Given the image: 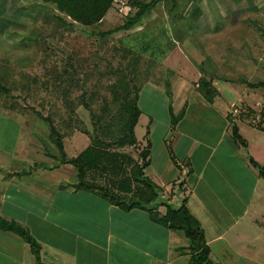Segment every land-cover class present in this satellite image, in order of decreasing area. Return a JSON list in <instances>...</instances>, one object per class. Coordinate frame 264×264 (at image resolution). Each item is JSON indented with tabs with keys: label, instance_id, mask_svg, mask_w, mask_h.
Here are the masks:
<instances>
[{
	"label": "crops",
	"instance_id": "crops-1",
	"mask_svg": "<svg viewBox=\"0 0 264 264\" xmlns=\"http://www.w3.org/2000/svg\"><path fill=\"white\" fill-rule=\"evenodd\" d=\"M191 1L196 4L188 5ZM212 2L222 19L223 12L242 8V0ZM197 70L194 87L169 66L175 76L169 89L149 80L140 91L139 122L147 118L140 140L151 143L144 172L160 189L157 211L167 212L163 203L178 208L184 202L213 264H264V176L250 161L253 157L264 167V123L255 126L244 115H232L236 92L228 85L214 81L217 94L207 99ZM144 98L148 111L142 108ZM181 112L174 123L172 116ZM234 124L246 146L234 139ZM22 148L0 146V216L30 232L41 245L43 263H192L200 241L184 228L160 224L150 211L126 209L98 192L76 190L72 164L49 163L48 152L37 146ZM0 264H37V258L23 237L0 228Z\"/></svg>",
	"mask_w": 264,
	"mask_h": 264
},
{
	"label": "rangeland",
	"instance_id": "rangeland-1",
	"mask_svg": "<svg viewBox=\"0 0 264 264\" xmlns=\"http://www.w3.org/2000/svg\"><path fill=\"white\" fill-rule=\"evenodd\" d=\"M189 1L161 0L140 24L109 34L130 11H137L129 0H116L103 22L94 26L72 22L53 3L0 0V72L18 80L10 84L11 93H0V146L12 151L37 146L48 152L49 163L56 162L61 154L50 138L49 117L64 134L66 154L77 156L90 145L95 123L102 126L116 112L125 75L133 76L139 88L150 80L169 89L174 75L167 72L169 66L193 87L200 69L219 86L236 92L233 104L243 103L260 113L264 87L249 85L264 80V0H242V8L223 12V19L212 0H195L196 12V4L188 5ZM156 43L167 55L159 52L152 62ZM170 53L174 56L167 59ZM136 58L137 65L130 66ZM142 108L148 111L145 98ZM145 119L135 129L139 139L146 133ZM107 151L121 158L107 161V170L93 169L89 178L115 187L114 179L131 176L130 160L140 159L139 150L111 145ZM133 185L141 186L137 181Z\"/></svg>",
	"mask_w": 264,
	"mask_h": 264
},
{
	"label": "trees",
	"instance_id": "trees-1",
	"mask_svg": "<svg viewBox=\"0 0 264 264\" xmlns=\"http://www.w3.org/2000/svg\"><path fill=\"white\" fill-rule=\"evenodd\" d=\"M45 3H53L58 10L66 17L70 18L72 22H78L85 26H94L103 22L108 12L113 7L116 0H42ZM161 0H151L145 2L142 0H129L131 7L137 9L135 13L130 11L124 20V23L115 27L108 33L118 32L120 30H129L136 25L140 24L144 18L152 11V9ZM198 11V10H197ZM161 47L159 43L152 48L150 53V60L156 62L157 53L161 52L162 57L167 55V51H160ZM155 56V57H154ZM155 60V61H154ZM138 58L134 62H130V66H136ZM135 70L138 71L137 67ZM131 71V70H130ZM136 71V72H137ZM126 78L120 83L121 91L117 93L116 97V112H113L109 118H107L102 126L99 127V123H95V131L92 136L91 133L85 129L87 134L91 135L90 145L84 149L79 155L69 157L64 148L63 133L61 128L55 123L54 118L49 119L47 117L50 129V138L56 145L60 152V158L57 159L58 164H72L77 170V182L74 184L76 190H91L100 193L101 195L109 198L111 202L117 203L116 198L120 200H127V202L120 203L121 206L126 209L140 208L148 210L152 213V217L160 224L170 227H182L186 230L187 234L197 241H200V250L192 258L191 264H213L210 258V248L205 245L203 232L199 226L194 222V218L191 215L188 207L184 202L175 208L171 204L163 203L167 205V212L161 214L158 212L160 206V189L155 185L146 175L145 168L149 165V155L151 143L150 140L144 143L136 136L135 128L139 122L141 116V109L139 107L140 91L141 88L133 84V79L129 78V75H125ZM18 80L11 79L9 73L0 72V93H11L10 84ZM214 79L202 75L199 80V89L202 94L212 100L217 90L213 84ZM252 88L264 87V80L249 85ZM72 113L74 114L75 108L73 103ZM260 112V111H259ZM183 112L179 115H173L172 119L178 121L183 116ZM260 114L262 122L264 121V108L260 113L256 109L246 106L242 112L246 118L251 122L253 116ZM262 125V124H260ZM259 125V126H260ZM233 137L239 144L245 145L246 142L240 134L239 128L236 124L233 125ZM111 145L118 147H124L131 145L139 150L140 159L135 161L130 160L132 163L131 176L123 179L118 178L113 180V186H106L98 183L95 180L89 178V172L93 169L102 168V170L109 169V162H114L110 159H116L120 156L118 153H108L107 148ZM119 157L117 160H119ZM251 163L256 166L260 173L264 176V167L259 164L253 157H250ZM103 166V167H102ZM134 181L141 184L137 189L134 188ZM119 190V191H117ZM126 195H121V193ZM130 195V196H129ZM0 228L6 231L14 232L23 237L31 246L34 254L37 258V264H45L41 261L40 250L41 245L30 234V232L17 221L8 220L0 216ZM195 229V232L192 230Z\"/></svg>",
	"mask_w": 264,
	"mask_h": 264
},
{
	"label": "built area",
	"instance_id": "built-area-1",
	"mask_svg": "<svg viewBox=\"0 0 264 264\" xmlns=\"http://www.w3.org/2000/svg\"><path fill=\"white\" fill-rule=\"evenodd\" d=\"M264 108V107H263ZM245 109V107L242 104H238L235 103L232 105V110L231 113L234 117H239L242 115L243 110ZM251 123L255 126H259L260 124H263L264 121L262 122V117L260 114H257L255 116H253Z\"/></svg>",
	"mask_w": 264,
	"mask_h": 264
},
{
	"label": "water",
	"instance_id": "water-1",
	"mask_svg": "<svg viewBox=\"0 0 264 264\" xmlns=\"http://www.w3.org/2000/svg\"><path fill=\"white\" fill-rule=\"evenodd\" d=\"M160 198H161V194H160ZM116 201H117L118 204H120L122 202H127V200H120L118 197L116 198ZM169 204H171L173 207L176 208V206L173 203H169ZM192 232H195V229L192 230Z\"/></svg>",
	"mask_w": 264,
	"mask_h": 264
}]
</instances>
